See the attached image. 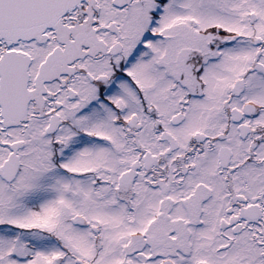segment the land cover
Returning a JSON list of instances; mask_svg holds the SVG:
<instances>
[{
	"label": "snow or ice",
	"instance_id": "1",
	"mask_svg": "<svg viewBox=\"0 0 264 264\" xmlns=\"http://www.w3.org/2000/svg\"><path fill=\"white\" fill-rule=\"evenodd\" d=\"M0 264H264V0H0Z\"/></svg>",
	"mask_w": 264,
	"mask_h": 264
}]
</instances>
